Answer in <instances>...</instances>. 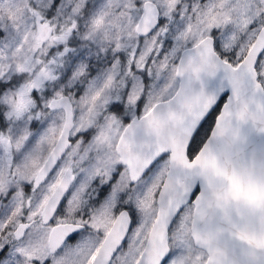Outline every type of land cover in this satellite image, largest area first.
<instances>
[{
    "label": "snow or ice",
    "instance_id": "snow-or-ice-1",
    "mask_svg": "<svg viewBox=\"0 0 264 264\" xmlns=\"http://www.w3.org/2000/svg\"><path fill=\"white\" fill-rule=\"evenodd\" d=\"M0 264H264V0H0Z\"/></svg>",
    "mask_w": 264,
    "mask_h": 264
}]
</instances>
